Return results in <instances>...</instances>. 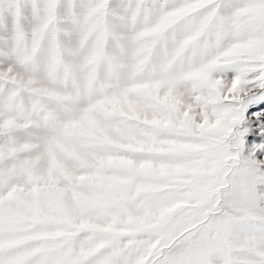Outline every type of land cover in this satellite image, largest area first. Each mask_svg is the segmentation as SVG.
<instances>
[{"label": "snow or ice", "instance_id": "1", "mask_svg": "<svg viewBox=\"0 0 264 264\" xmlns=\"http://www.w3.org/2000/svg\"><path fill=\"white\" fill-rule=\"evenodd\" d=\"M264 0H0V264H264Z\"/></svg>", "mask_w": 264, "mask_h": 264}, {"label": "rangeland", "instance_id": "2", "mask_svg": "<svg viewBox=\"0 0 264 264\" xmlns=\"http://www.w3.org/2000/svg\"><path fill=\"white\" fill-rule=\"evenodd\" d=\"M262 190H264V189H262Z\"/></svg>", "mask_w": 264, "mask_h": 264}]
</instances>
